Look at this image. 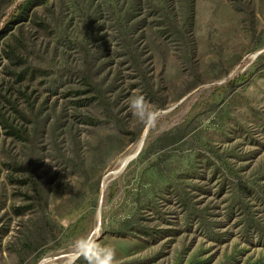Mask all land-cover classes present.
Wrapping results in <instances>:
<instances>
[{
    "label": "rangeland",
    "instance_id": "rangeland-1",
    "mask_svg": "<svg viewBox=\"0 0 264 264\" xmlns=\"http://www.w3.org/2000/svg\"><path fill=\"white\" fill-rule=\"evenodd\" d=\"M88 234L264 264V0H0V264H85Z\"/></svg>",
    "mask_w": 264,
    "mask_h": 264
},
{
    "label": "clouds",
    "instance_id": "clouds-1",
    "mask_svg": "<svg viewBox=\"0 0 264 264\" xmlns=\"http://www.w3.org/2000/svg\"><path fill=\"white\" fill-rule=\"evenodd\" d=\"M128 108L138 123L149 128L156 126L161 115V111L142 94L129 97ZM72 249L85 264H124L117 258V252L113 247L100 244L98 238L92 234L77 238L72 244Z\"/></svg>",
    "mask_w": 264,
    "mask_h": 264
},
{
    "label": "bare ground",
    "instance_id": "bare-ground-1",
    "mask_svg": "<svg viewBox=\"0 0 264 264\" xmlns=\"http://www.w3.org/2000/svg\"><path fill=\"white\" fill-rule=\"evenodd\" d=\"M141 141H142V140H141ZM140 146H141V143L139 144L137 150L140 148ZM130 158H131V157H128V158L124 159V160L121 162L119 168H122V167H124L127 163H129ZM76 258H77V255H75V254H73L72 256H70V260H74V259H76Z\"/></svg>",
    "mask_w": 264,
    "mask_h": 264
},
{
    "label": "water",
    "instance_id": "water-1",
    "mask_svg": "<svg viewBox=\"0 0 264 264\" xmlns=\"http://www.w3.org/2000/svg\"><path fill=\"white\" fill-rule=\"evenodd\" d=\"M139 151H140V149L137 151L136 155L139 153ZM136 155H134V156H130V157H131V158H130V161H131ZM127 164H128V163H127ZM127 164H126V165H127ZM126 165H125V166H126ZM125 166H124L123 168H125ZM123 168H122V169H123ZM122 169L118 170V172L121 171Z\"/></svg>",
    "mask_w": 264,
    "mask_h": 264
}]
</instances>
